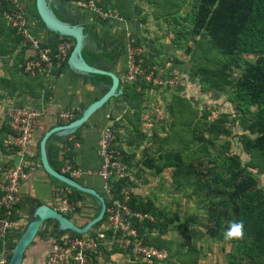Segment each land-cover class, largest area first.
Returning <instances> with one entry per match:
<instances>
[{
	"label": "crops",
	"instance_id": "0c3cea01",
	"mask_svg": "<svg viewBox=\"0 0 264 264\" xmlns=\"http://www.w3.org/2000/svg\"><path fill=\"white\" fill-rule=\"evenodd\" d=\"M142 1L144 2V0ZM28 2L32 4L34 0ZM102 2L120 11L126 17V23H119L115 20L104 21L95 13L80 9L75 5H72V12L66 13L64 19L70 23L84 26L89 36L97 42L102 54L98 55L85 50L84 57L90 64L94 65L98 62L99 68L118 75L121 93L94 114L84 126L77 130V134L66 138L55 137L48 146V153L50 146H62L59 149V157H62L67 154L64 152V145L70 141L73 142V146H70L72 150L68 153L71 152L76 164L84 171V174L77 180L86 186L97 189L107 202L108 197L104 192L103 181L94 173L101 166L98 141L103 127L108 124L115 127L120 146L125 155L132 159L139 154V149L150 138L154 141L156 140L153 138L154 136L159 140L167 128L169 117L177 109L178 102L180 101L188 107L190 98L184 85H180L181 89L156 86L151 83H147V86L142 85L140 82L142 80L129 84V98L125 97L126 83L123 81L127 67L124 47L125 26L129 27L134 40L142 47L143 52L140 57L142 64L152 67L157 73H177L183 80L185 73L189 71L188 56L183 52L184 45L182 44L184 42L178 40L172 43L170 32L166 31L167 28H170L169 24L174 28V23L168 24L169 16L172 17V15H165L163 12L156 14L155 10L147 13L138 0H103ZM24 7L27 17L30 14L28 22L32 33L46 45L57 44L60 36L49 32L44 27L36 9L28 5L25 6V3ZM143 14L146 15L143 16ZM157 24L160 30L157 29ZM0 47V182L4 180L9 166L18 160L17 154H13L3 146V140L9 134V109L15 105H27L44 112L34 136L29 142V162L37 165L38 170L31 179L21 186V201L15 209L16 219H13L15 230L11 238L12 242H16L27 223L34 219L38 205L46 204L60 209V194L66 190L73 193L72 189L50 176L43 168L40 155V143L43 136L53 127L64 124L58 117L60 111L72 108L83 111L104 93V89H99V84H105L107 87L112 83V79L101 74H94L91 77L80 76L68 69L67 65L61 68L60 72L57 67H54L45 74L28 75L24 72L22 63L30 54L29 51H25L24 58L20 62L17 54L23 45L20 44L15 48L12 37L4 35L1 28ZM2 47L6 48V51ZM182 110H184V106ZM163 113H166L167 117ZM183 114L184 112H182ZM48 158L50 160L49 155ZM89 171H93V173H89ZM78 206L80 209L73 216L75 219L73 221L79 226L86 225L99 211L98 201L91 195H82L78 200ZM46 225L48 228L44 232ZM109 230H111L110 225L105 219L97 227H93L90 232L100 238L99 246L108 247L110 243H115V237H119L114 232L110 233ZM70 234L68 231L56 229L54 221L45 223L26 250L22 264H45L54 239L65 238ZM99 234L103 236H99ZM125 238L124 241L130 243V239ZM109 248L112 249L111 247L107 249ZM132 251L134 252L133 248Z\"/></svg>",
	"mask_w": 264,
	"mask_h": 264
},
{
	"label": "rangeland",
	"instance_id": "374dc122",
	"mask_svg": "<svg viewBox=\"0 0 264 264\" xmlns=\"http://www.w3.org/2000/svg\"><path fill=\"white\" fill-rule=\"evenodd\" d=\"M23 1L35 9L34 3ZM141 1L138 3L147 13H177L183 18L176 23L169 16L168 24L174 23V28L169 24L166 31L172 43L179 31L190 35L181 40L189 71L180 85L188 92V107L179 101L159 140L153 136L156 140L150 138L135 158H129L134 194L142 201L151 199L152 207L166 217L158 219L146 213L141 222L148 219L152 225L147 224L139 238L164 250L166 257L157 260L137 255L131 243L124 241L125 236H119L108 245L112 249L99 246V253L91 256L89 264H252L239 251L245 234L239 239H224V232L235 222L234 215L228 195L217 193L215 187L219 174L226 178L232 167L241 165L252 173L256 189H264V160L249 152L243 142L251 135L248 126L254 117L239 113L229 100L243 62L254 61L258 54L242 53L236 63L226 64L205 32L194 39L191 19L200 0ZM157 29L160 30L158 24ZM183 231L190 236L189 241Z\"/></svg>",
	"mask_w": 264,
	"mask_h": 264
},
{
	"label": "built area",
	"instance_id": "2783aa9c",
	"mask_svg": "<svg viewBox=\"0 0 264 264\" xmlns=\"http://www.w3.org/2000/svg\"><path fill=\"white\" fill-rule=\"evenodd\" d=\"M5 1L9 9L4 11L7 23L22 37V44L29 51L22 67L29 75H40L50 72L54 67L66 64L73 47L70 38H62L54 51L36 37L29 26L26 9L22 0ZM71 5L91 11L105 21L115 20L126 23V19L119 11L100 5L101 0H67ZM125 31L126 71L123 81L133 84L138 80H145L156 86L176 87L180 86L182 77L177 73L160 74L152 67L142 64L140 57L142 47L133 37L128 26ZM44 112L41 109L27 105H15L8 111L9 134L3 140L6 150L17 154L18 160L11 164L6 172L4 180L0 182V264H8L16 242L11 238L14 234V210L21 201V186L31 179L37 172V165L29 162V142L33 138L39 121ZM79 116V109L72 108L62 110L58 117L64 123H69ZM74 144V143H73ZM69 143L64 145V152L71 151ZM98 154L101 166L96 173L103 181L104 192L108 197L109 205L106 207V220L114 233L133 239L134 253L147 259L162 260L166 257L164 250L148 247L138 236L137 229L133 226V219L142 220L145 215L134 211L128 205L131 198V189L124 186L120 191L121 198L112 190L113 182L130 177L129 168L123 163L122 150L117 139L115 127L108 124L103 127L98 141ZM61 173L72 179H79L84 171L80 168L73 156H65L61 167ZM93 173V171H89ZM72 192L66 190L60 194V211L65 215L74 216L78 212L77 205L71 201ZM99 236H103L100 235ZM132 238V239H131ZM99 241L96 235L67 236L56 238L45 264H89L91 256L98 254Z\"/></svg>",
	"mask_w": 264,
	"mask_h": 264
},
{
	"label": "trees",
	"instance_id": "16d2710c",
	"mask_svg": "<svg viewBox=\"0 0 264 264\" xmlns=\"http://www.w3.org/2000/svg\"><path fill=\"white\" fill-rule=\"evenodd\" d=\"M102 1L103 0L100 1L101 6L114 9L112 6ZM8 9V4L2 1L0 4V28L4 35L12 37L15 48H17L22 42V37L7 23L4 11ZM55 11L59 18L64 19L66 12L61 11L60 8L55 9ZM119 13L124 17L120 11ZM171 18L173 21H177L176 23H181L183 20L182 17H178L177 13L172 15ZM191 21H193V38L196 39V36H200L202 32H205L210 45L225 58L226 64L230 63V61L236 63V60L239 59V55L242 53L258 54L254 61L243 62V68L233 83L229 100L235 103L239 113L253 115L254 118L248 126L251 135L244 137L243 142L249 152L253 155L257 154L264 160V0H200L199 4H196V10ZM188 35L189 33H185V31H179L175 40L180 41L188 37ZM62 38L66 37L60 36L59 41ZM43 45L49 46L45 43H43ZM50 46L55 51L57 44L52 43ZM2 49L6 51V48L2 47ZM25 51L26 48L23 46L19 54H17L20 62L24 58ZM66 65L67 63L59 67L58 71L60 72V69L64 68ZM140 82L142 85L147 86V83H149L145 80ZM124 95L126 98H129L128 83L125 85ZM81 113L82 110H79V116ZM77 133L78 131L74 134ZM69 145L72 147L73 142L70 141ZM60 148H62V146L58 147L52 145L48 153L52 167L59 172H61L64 161V155L59 157ZM120 148L123 154L122 161L129 168V158L125 155L121 146ZM70 155L71 152L65 154V156ZM230 170L232 172L226 178H223L220 174L217 176L215 191L220 194L228 195V202L230 204V210L234 215V221L243 223L246 238L239 242V251H241L252 264H264V189H256L255 179L247 166L244 167L240 165L236 169L232 167ZM63 184L72 189L73 193L70 194V199L74 201L77 208L80 209L78 200H80L82 195L89 194L78 191L65 183ZM124 186H128L131 189V198L128 205L132 210L140 211L144 215H146V213L154 214L158 219L161 217H163L164 220L166 219L161 211H156L152 207L151 199H147L146 201L138 199V196L135 195L133 191L134 182L130 177L114 181L112 190L121 198L120 191ZM107 205H109L108 199ZM15 213L16 210H14L12 219H16ZM105 219L106 215L103 221ZM147 224L152 225V222L147 219L143 223L138 219H133V226L137 229L138 236L141 235V230L145 228ZM47 228L46 225L44 232ZM109 231L110 233L114 232L112 229ZM88 233H71L70 236L81 237L87 236ZM183 233L189 241L190 236L186 234L185 231H183ZM116 235L120 236L118 233H116ZM93 237H95V235H93ZM142 241L148 247H154L150 242ZM130 243V247L133 248V239Z\"/></svg>",
	"mask_w": 264,
	"mask_h": 264
},
{
	"label": "water",
	"instance_id": "95a60500",
	"mask_svg": "<svg viewBox=\"0 0 264 264\" xmlns=\"http://www.w3.org/2000/svg\"><path fill=\"white\" fill-rule=\"evenodd\" d=\"M35 7L41 23L49 31L61 37H68L73 40V48L67 59V67L72 72L80 75L91 77L94 74L107 75L111 77L112 83L109 86L99 84V89H104L101 97L90 103L75 120L64 123L50 129L43 136L40 143L41 163L45 171L52 177L65 183L66 185L95 197L99 204L97 215L91 219L86 225H77L70 217L62 213L59 209H55L46 204L37 206L34 219L29 221L17 239L8 264H22L28 247L33 243L38 235L42 225L49 221L56 223V229L68 231L70 233L85 234L94 226L100 224L106 213L107 202L104 196L95 188L86 186L80 180L72 179L55 170L50 164L48 158V146L55 137L66 138L76 133L78 129L84 126L90 118L107 105L112 98H117L121 90H119L120 78L113 72L99 68V63L90 64L84 57V51L88 50L95 54H102L98 48V44L93 40L86 28L80 24H73L66 19H61L55 12L60 8L67 14L72 12V5L67 0H35Z\"/></svg>",
	"mask_w": 264,
	"mask_h": 264
},
{
	"label": "clouds",
	"instance_id": "9594fccd",
	"mask_svg": "<svg viewBox=\"0 0 264 264\" xmlns=\"http://www.w3.org/2000/svg\"><path fill=\"white\" fill-rule=\"evenodd\" d=\"M244 235L242 222H232L227 231L224 232L225 240L239 239Z\"/></svg>",
	"mask_w": 264,
	"mask_h": 264
}]
</instances>
